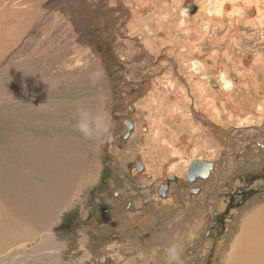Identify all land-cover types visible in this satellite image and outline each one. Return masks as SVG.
I'll use <instances>...</instances> for the list:
<instances>
[{"label":"rangeland","instance_id":"374dc122","mask_svg":"<svg viewBox=\"0 0 264 264\" xmlns=\"http://www.w3.org/2000/svg\"><path fill=\"white\" fill-rule=\"evenodd\" d=\"M14 1L16 0H11L14 3L13 9L19 11L14 10L13 19L15 21L13 20V25H18L21 29L20 24L27 22L29 27L26 31H24L25 29L22 31L20 35L21 41L16 40V42L10 44L9 48L11 49L1 55L0 76L4 75V78L0 77V89H6V87L10 86L9 84H13V76L16 72H20L21 75L25 73L22 77L23 79L27 75L26 65L24 64L23 66V62L19 60L15 63L16 54L14 53L21 48L23 41L25 42V39L31 36L30 39L32 41H26L24 46V48H27V56L25 58L32 59L35 63L36 55L47 53V59H45L44 64L40 62L41 65L39 66L38 64L37 70L33 72L35 77L45 76V70L47 69L48 75L52 76H50L51 81L61 75L72 76L69 79L71 82L67 80L60 86L51 81L45 82L47 80L42 83L50 84V89L64 88V86L72 89L75 87L74 83L77 79L79 81V93H81V82L85 79L86 85L97 92V95H93L92 98L98 110L107 111L111 117L113 127L111 135L107 139L103 142H90L93 145L89 147L84 158L82 155L80 156L84 161L81 164L79 162L78 165L79 169L75 176L78 182L73 186L64 202L58 207L55 215H51L48 221L43 224L39 223L40 220L37 221L33 239L23 240L18 237L16 244H11L8 248H6L7 245H0V258L7 255H21L20 251L28 253L32 247L37 245L41 235L48 234L54 240L56 250L51 251L53 253L52 258H46L49 251H44L42 260H60V264H118V261H120L119 264H163V249L174 241L183 243V264H231L229 261H224L230 260V257L221 256L222 249L220 252L218 247L220 246V241L221 243L225 242L233 236L230 232L234 230L235 237L239 235L242 238V246L245 247L247 252L250 248L255 247L251 252L241 254V256H246L248 260H239L236 264H258L250 254L257 253V249L260 250L264 246V235L259 234L258 227V224H261L259 221L260 217L255 214L254 216L256 217L244 231L241 228L236 230L237 227L234 228L233 221L235 219H237L236 221L239 220L241 209L247 203L257 200L254 206L250 207L249 214H246L248 216L246 220L259 210L261 203L264 204V147L262 144L264 142V134H262L263 132L258 133L261 136L259 138L257 134L255 135L256 130L254 129L256 126L262 127V130H264V119L254 118L247 127L241 126L238 129V127L234 128L235 118L227 119L219 116L218 127L226 125V130L222 127L225 134L219 130L217 132L206 130L204 128L206 124L201 121V118L207 120L206 118L210 117L204 112L202 106L196 105L197 108H194L196 95L188 93L187 98L189 100L187 99L186 102L181 103V105L185 104L186 111L183 114L186 117L183 122L186 123L187 127L179 129V125L171 118L166 124L171 127L175 135L172 140L166 138L167 141L160 137H155L151 129L149 130V127L153 126V118L156 115L162 117L163 114H160L162 112L165 117L169 115L167 118H170L173 113H168L166 111L167 108L158 103H152L151 105L154 104L153 106L148 105L146 93L159 89L163 98L169 94L168 102H173L174 97L171 87L168 82L159 83V78L166 76L161 75L165 67H172L173 75H176V68L167 58L175 62L173 64L176 65L178 58L168 56L166 49L163 47L160 53L157 54L149 50L146 54L142 53L141 49L145 46L144 40L152 43L155 37L150 33H146L149 36L143 33H132L129 29V23L132 17L137 16L141 12V10L135 12L134 9L136 8L135 10H137L138 5L145 2L146 9L148 8L149 10L147 9V12L141 15L148 18L144 23H150L154 28L157 22L155 14L161 11L162 15H164L163 13L167 9H170L171 13L172 0H122L123 4L116 2V0H66L68 1L69 11H71L70 14H72L73 30H69L71 24L63 15L58 17L59 22L54 26L51 25L54 21V11L49 10L48 16L46 15L43 18L39 15L42 10L52 5H55L56 8L62 6V0H17V4ZM156 8L158 11L154 12ZM20 11L29 13L23 16ZM150 11H152V14L148 16ZM51 28H54V30ZM74 30H82L85 35V41L82 42V36L80 37L79 34V42L81 43H79V47L74 43L78 36V34H74ZM243 30L244 34H247L250 29ZM223 33L224 30L220 34L218 33V36ZM56 37H62L59 40L61 48L59 45L49 43L51 38ZM127 43H132V48H128L126 46ZM247 45L250 46L246 48L248 53L251 52L250 48L255 49L252 46V42ZM254 47L258 46L254 45ZM134 50L135 52H132ZM208 50L209 48L205 51ZM222 50L223 48L219 51L218 63H215V65L222 64L229 67L232 63L221 56ZM234 50L235 53L238 51L237 49ZM118 55L119 57L122 55V59L121 57L119 59ZM146 55L152 58H148ZM94 57L99 59L100 62L98 64H100L101 71L99 70V73L96 74L94 70L95 74L92 77L90 74L83 76V71H85L84 73L90 72L88 67L95 64L93 59H91ZM4 58L6 62L11 59V63L7 64ZM232 59L236 61L238 57L233 54ZM141 60L145 61L146 65L155 71L146 70L143 67H141L142 69L137 68L139 63L142 62ZM161 62L166 63V65L162 64L161 66ZM5 67L7 68L5 69ZM27 72L29 71L27 70ZM144 73H147L148 76L153 75L147 78V83L152 86L148 91L144 88L145 86L142 89H138L136 86L137 81L146 80L142 77ZM234 74L230 73V77L236 75ZM22 78L21 80L23 81ZM21 80L17 83H22ZM258 80L261 82V93L256 94L255 90L249 87L247 88L249 93L247 96L252 94V96L264 101V76L260 75ZM17 83L13 85L18 87ZM205 85L206 82L202 85L204 96H210ZM43 86L45 85L39 86L38 90L33 94L42 91L41 87ZM24 88L21 90H24ZM24 92L13 98L14 101L17 102L23 97ZM159 96L161 97V95ZM79 97L85 98V95L81 94ZM240 98H245L242 93L234 97L233 103L228 104V109L232 107L241 108L243 112H246L247 105L238 102ZM39 102L46 103L48 101L40 99ZM143 117L144 119H142ZM124 121L133 123L130 135L125 138L126 126ZM146 125L147 128L142 130V126ZM208 125L211 126L210 124ZM34 129L37 131L38 127ZM230 129H233V132ZM235 133H239L240 137ZM218 134L219 136H217ZM224 136H228L231 142H224ZM163 140L164 142H162ZM206 143L209 144L206 145ZM234 144L237 146H234ZM197 159H204L213 163L214 170L211 175H214L215 180L212 181L211 178L199 179L195 182L193 181V184H187L185 178L187 165ZM136 161H141L145 165V171H143L145 175L135 176V173L137 174L138 172L133 168ZM173 168H176V170ZM169 174H174L186 185H177L175 184L176 182H170V185L175 188L173 196H171V193H166L165 197H160L157 194L156 187ZM146 175L151 177L147 178ZM142 185H145V187L143 188ZM182 186L184 187L182 188ZM186 187L188 192L184 191ZM190 188L196 189L193 194H190ZM114 192H118L119 196L114 197ZM153 196L157 197V201L152 199ZM248 206L250 205L248 204ZM2 211L7 212L9 216H6ZM8 218L13 223L19 220L13 214V210L3 200H0V233L9 231L7 229L22 230L24 234L29 232L28 226L21 227L18 230L10 225L2 226L1 222L8 221ZM198 219L201 220V223L194 222ZM258 235L259 237L263 236L262 240H259V237L257 238ZM15 236L10 235L9 242ZM221 248L223 247L221 246ZM113 249L118 252L116 256L118 260H113L110 256V254L115 253L112 252L114 251ZM123 257H128V260H119ZM28 261L29 263L23 262L21 264H57L56 261L51 263ZM6 262H9V260H6Z\"/></svg>","mask_w":264,"mask_h":264},{"label":"bare ground","instance_id":"6f19581e","mask_svg":"<svg viewBox=\"0 0 264 264\" xmlns=\"http://www.w3.org/2000/svg\"><path fill=\"white\" fill-rule=\"evenodd\" d=\"M3 1L5 2V0H0V59H2L1 55H4L5 52L9 51L8 49H11L9 48L10 44L16 42V40L21 41L20 35L22 31L24 29V31H26V29L29 27V24L27 22L20 24L22 27L21 29L18 25H13L15 21L13 19L15 14L14 12L17 9H13L14 3H12L11 0L6 1L5 3ZM116 2L123 4L122 0H116ZM180 2L182 3L180 4ZM189 3L193 4V10L189 9ZM139 5L137 7V10H135V8L134 11L136 12L138 10H141V12L137 16L135 15V17H132L131 22L129 23V29L132 33H143L146 36H149L146 33H150L153 34V37H155L153 38L154 40L152 43L144 40L145 46H143L142 49L140 48L141 51H143L142 53L146 54V52L149 50L152 51V53L154 52L157 54L160 53L163 47L166 49V54L168 56H175V58H178V61L176 62L177 65L173 64L175 62L167 58V60L172 62L171 64L176 68V75H173L172 67H165L161 75L166 76L159 78V83L165 81L168 82V85L171 87L170 89L172 90V94L174 97L173 102H168L169 94L165 95L163 98V95L159 89L146 93L148 105H151L152 103H158L163 107H166V111L168 113H173L170 118H167L169 115L165 117L164 113L162 112L160 113L163 114L162 117H158L157 115L154 118L152 117L153 126L157 129H155L153 126H150L149 130L151 129V132L154 133L155 137H160L161 139L165 140L166 138H168L169 140L173 139L175 135L174 131L171 130V127L167 126L166 124L171 118L179 125V129H184L185 127H187L186 123L183 122L184 118L186 117V115L183 114L186 111L185 104L181 105V103L187 101L188 93H194L196 95L194 108H197L196 105L202 106L204 112L210 117H207V120L201 118V121L206 124L204 127L206 130H213L214 132H217V130H219L220 132L225 134V132H223L222 130V127L225 129L226 125L218 127V122L220 121L219 116H223L227 119L235 118L236 120H234V128L238 127V129H240L241 126L247 127V125L251 123L253 121L252 119L254 118L264 119V101L256 96H252V94L250 96H247L249 95L247 91V88L249 87H252L255 90L256 94L261 93V82L258 80V78L260 75L264 76V0H186L185 2L184 0H172L171 13L170 9H167V11L163 13L164 15H162L161 11L160 13L155 14V18L157 17V22L154 28L150 25V23H144V21L146 22V20H148L147 17L146 19L144 16H142L145 14V12H147L146 10L148 9H146V3L144 2ZM158 9L156 8L154 12L158 11ZM49 10L54 11V21L52 22V24L50 22L51 25L54 26L57 22H59L60 20L58 21V17H62L61 15H63L65 16V19H68V21L70 22L69 24H71L69 30L73 28V24L71 22L72 14H70L71 11H69L68 1L62 0V6L57 8L55 7V5L47 7L46 9L42 10L39 15L43 18L47 15ZM20 13L21 15L26 16V14H28L29 12L20 11ZM151 14L152 11H150V14L148 16H151ZM138 25H140V27H138ZM51 29L54 30V28ZM243 29L250 30L247 34H244ZM223 30L224 33L218 36V33L220 34ZM74 34H78L77 40L75 39L74 43L79 47V34L80 37H83H81L82 42L85 41V35L82 30H74ZM30 38L25 39V42L23 41L21 48L15 51L16 53H14L16 54V58L14 59L16 60L15 63H17V60L23 62V66L24 64L26 65L27 75L24 76L23 79L22 77L25 73L21 75L20 72H16L13 76V84L19 82L21 78L23 79V81L21 80L22 83H17L18 87L11 83L9 84L10 86L6 87V89H0V200H3L5 204L13 210V214L19 218V220L14 223L8 218V221H2L1 225H10L16 230L25 226H28L29 229V232L25 234L22 230L14 231L11 229H7L10 232L6 231L0 233V245H7L6 248H8V246H10L11 244H16L18 237L22 238L23 240L33 239L35 236L33 232L35 231L34 229L37 226V221L40 220L39 223L43 224L48 221L51 215L54 216L57 212L58 207L64 202L67 195L73 189V186L78 182V179H75V176L79 169L78 165L79 162L81 164L84 161L80 158V156L82 155V157L84 158L85 153L88 151L89 147L93 145V143L84 140L79 135V133L75 131V121L73 119L74 109L75 106L81 105L98 110V107L94 103L92 98L93 95H97V92L93 91L86 85L87 82H85V79L83 80V82H81V93H79V81L77 79L75 80L76 84L74 83L75 87L72 89L67 88L68 86H64V88L58 87V89H50V84L42 83L44 80H47L45 82L51 81L52 76L48 75V69L45 70V76L42 75L41 77H35V73L33 72L37 70L36 67L38 66V64L39 66L41 65V63L44 64L45 59H47V53L39 55L37 52L38 55L35 56V63L32 59H26L25 56H27V48H24V46L26 45V41L31 40ZM61 38H51L49 43H51L52 45H59L60 47L59 40H61ZM250 42H252V46L255 49L253 50L252 48H250L251 52L248 53L246 48L250 47L249 45H247ZM131 44L132 43H127L126 46L128 48H132ZM254 45L258 47H254ZM207 48H209V50L205 51ZM221 48H223L221 56L232 63V65L229 67H226L222 64L215 65V63H218L217 57L220 54L219 51L221 50ZM234 49H237L238 51L235 53ZM132 52H135V50ZM233 54L238 57L236 61L232 59ZM149 55L146 56L148 58H152ZM120 57L118 55L119 59ZM91 59H93V62L95 64H92L90 67H88L90 72L84 73L85 71H83V76H86V74H90V76L92 77L95 73H99V70L101 71V67L99 66L100 64H98L100 62L99 59H96L95 57ZM10 61L11 59L6 62L5 59V62L7 64L11 63ZM141 61V63H139L138 65L139 67L137 68L142 69L141 67H143L146 70L151 69V71H155L154 69L152 70L150 66H147L145 61ZM160 64L161 66L162 64L166 65V63L163 62H161ZM6 68L7 67H5V69ZM27 70L29 72H27ZM230 73H235L236 75L234 74L235 76L230 77ZM3 76L4 75L0 77L2 78ZM149 76L147 73H144L142 75V77L146 80L137 81L136 86L138 87V89H142V87L145 86L144 88H146L147 91L150 90L152 86H149V84L147 83V78ZM71 77L68 75H61L51 82L54 84H59L60 86V84L66 82ZM68 82H71V80H69ZM205 82V87L208 90V94L210 96H204L205 93L203 92L202 85ZM42 84L45 85L41 87L42 91H39V93L37 94H33ZM21 87H25L24 90H21ZM23 91H25L23 93L24 96L21 98L19 97L20 99L15 102L13 98L17 97L18 94H21ZM240 93H242V96L244 95L245 98H240L238 102L247 105L246 112H243L241 108L237 109L232 107L228 109V104L233 103L234 97L236 95H239ZM81 94L85 95V98L79 97ZM158 94L161 95V97ZM40 99H46L48 102H39ZM163 99H165V101H163ZM168 108L170 109L168 110ZM31 119H33V121H31ZM142 119H144V117ZM207 123L211 126H209ZM197 124L199 125V123ZM36 127H38L37 131L36 129H34ZM145 128H147V125L142 126V130H145ZM254 129L256 130L255 135L257 134V137H261L258 133L263 132L262 134H264V130H262V127L255 126ZM217 136H219V134ZM228 136H224V142L229 141L230 143L231 140L228 139ZM238 136L240 137V135ZM254 141L256 142V140ZM162 142H164V140ZM207 144L209 143H206V145ZM262 144L264 147V142ZM234 146L237 145L234 144ZM197 160L205 161L204 159ZM137 162L141 163V168H137ZM189 164L187 165V170L185 172L187 184H193L199 179L205 180L211 178L212 181L215 180L214 175H211L214 170L213 167L212 171H210L209 174L203 176L204 178L194 177L191 181L188 178ZM133 168H135L136 172H139H137V174L135 173V176L137 175L136 177L145 175V172H143L145 171V165L141 161L134 162ZM173 169L176 170V168ZM146 177L149 178L151 176L146 175ZM170 182H176L175 184L177 185H186L185 183L181 182V180L174 174H169L165 177L163 182L158 184V186L156 187L158 196L165 197L166 193H171V196H173L175 188L170 185ZM142 187L144 188L145 185H142ZM183 187L184 186H182V188ZM195 190L196 189H190V194H193ZM184 191L188 192L187 187ZM114 194L115 196H119L118 192H114ZM152 199H154L155 201L157 197L153 196ZM255 201L257 200H253L247 203V205L241 209V217L238 218V221H236L237 219L233 221L234 228L237 227L236 230L241 228L244 231L256 217L254 216L256 214L260 217L259 221L261 222V224H258L259 234L264 235L263 203H261V207L259 208V210L254 212L253 215H249L250 218L246 220V217H248L246 214L249 212L250 207L254 206ZM248 204L250 206H248ZM2 213H4L6 216H9V214L5 211H2ZM172 214L175 215V213L173 212ZM194 222L201 223V220L198 219ZM233 231L231 230L230 232L233 236H231L229 240H226L225 242L223 241L222 243L219 240L220 246L218 247V251L222 249L221 256L225 257L226 255V257H230V260L224 261H229L231 264H236L239 260H248L246 256H241V254L251 252V250H254L255 247L250 248L247 252L245 247L242 246V238L239 235H236L235 237V231ZM10 235L16 236L9 242ZM258 237L259 235L257 236V238ZM262 238L263 236H260L258 239L262 240ZM221 246L223 248H221ZM55 250L56 246L54 244V240L51 238V235L44 234L40 236L37 245L35 247H32L31 250L28 251V253L20 251L19 253L21 255H7L3 258H0V264H21L23 262L29 263L28 260L47 263L56 261L57 264H60V260H42V258L44 257V251H49L46 255V258H52L53 253H51V251ZM113 250L114 251L112 252L115 253L110 254L109 252V254L113 258V260H118V258H116L118 252L115 249ZM257 250V253L250 255L253 257V260H256L258 264H264V246H262L260 250ZM127 258L128 257H123L119 260H128ZM6 260H9V262H6ZM119 263L120 261H118V264Z\"/></svg>","mask_w":264,"mask_h":264},{"label":"clouds","instance_id":"9594fccd","mask_svg":"<svg viewBox=\"0 0 264 264\" xmlns=\"http://www.w3.org/2000/svg\"><path fill=\"white\" fill-rule=\"evenodd\" d=\"M73 119L75 131L86 141L103 142L111 135L113 123L105 111L77 105ZM183 251V243H169L163 249V264H183Z\"/></svg>","mask_w":264,"mask_h":264},{"label":"water","instance_id":"95a60500","mask_svg":"<svg viewBox=\"0 0 264 264\" xmlns=\"http://www.w3.org/2000/svg\"><path fill=\"white\" fill-rule=\"evenodd\" d=\"M189 9L193 10V4L189 3ZM132 129V124L129 121H126V132L124 134V138L129 135V132ZM137 168H141V163H136ZM214 165L212 162L209 161H202V160H194L189 164L188 170V178L192 181L194 177H201L206 176L212 171ZM192 175V176H191ZM161 189V188H160Z\"/></svg>","mask_w":264,"mask_h":264},{"label":"flooded vegetation","instance_id":"af4514ba","mask_svg":"<svg viewBox=\"0 0 264 264\" xmlns=\"http://www.w3.org/2000/svg\"><path fill=\"white\" fill-rule=\"evenodd\" d=\"M190 189H193V188H190ZM190 189H189V190H190ZM117 195H118V194H117ZM113 196H114V197H117V196H115V194H113Z\"/></svg>","mask_w":264,"mask_h":264}]
</instances>
